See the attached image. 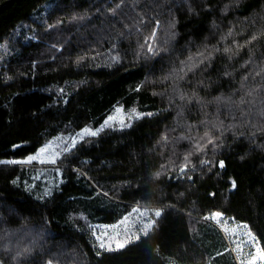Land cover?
<instances>
[{
  "label": "trees",
  "instance_id": "trees-1",
  "mask_svg": "<svg viewBox=\"0 0 264 264\" xmlns=\"http://www.w3.org/2000/svg\"><path fill=\"white\" fill-rule=\"evenodd\" d=\"M115 106L47 181L21 162ZM216 212L264 253V0H0V264H238Z\"/></svg>",
  "mask_w": 264,
  "mask_h": 264
},
{
  "label": "rangeland",
  "instance_id": "rangeland-1",
  "mask_svg": "<svg viewBox=\"0 0 264 264\" xmlns=\"http://www.w3.org/2000/svg\"><path fill=\"white\" fill-rule=\"evenodd\" d=\"M109 117H113V119L109 121V124L111 125L110 127H113L121 126V121H123L125 125L133 116H131V114H127L121 107L115 106L105 121L108 120ZM105 121L98 127L87 125L75 133H59L49 139L46 143L39 147L36 152L30 154L21 162L33 164L38 167L39 170L37 172L36 178L40 179L39 176H41L42 181H47L49 175H47L48 171H46V169H53L55 168L53 166H57L56 163H51V160L55 159L57 162L61 155L66 152V148L69 150L74 148L75 146L72 147L71 145V141L73 139H75L76 144H78L85 138L93 137L85 135L83 138H81L80 133H82L86 128L92 131H97L102 125L105 124ZM110 127H104L103 129ZM42 148H46L47 151L40 154L36 160L29 159L30 157L37 156V154L40 153V149ZM42 160L44 161L43 163L41 162ZM156 211L158 210L148 211L140 208L134 209L132 213L127 215L115 225L94 226V236L99 246L101 242H105L106 244H111L112 249H121L117 247V242L122 243L130 236L133 238L130 239L129 242L136 240V236L146 233L142 231V229L144 228L145 224L152 222L153 219L157 217L155 216ZM212 217L213 216L209 218V222L211 224L219 225L223 228V231L227 237L229 245L228 248L233 253V256L236 258L238 264H250V262H253V257H255L253 264H264V259H261V252L259 251L256 240L244 225L236 223L233 220H227L222 215L216 218ZM104 249L107 250L106 248Z\"/></svg>",
  "mask_w": 264,
  "mask_h": 264
},
{
  "label": "snow or ice",
  "instance_id": "snow-or-ice-1",
  "mask_svg": "<svg viewBox=\"0 0 264 264\" xmlns=\"http://www.w3.org/2000/svg\"><path fill=\"white\" fill-rule=\"evenodd\" d=\"M153 35H155V34L153 33ZM253 39H255V37H253ZM147 51H148V52H153V51H154V49H153V47H152L151 44H148V45H147ZM225 51H228V49H225ZM201 55H202V54H201ZM112 119H113V117H109L108 120L105 121V124L102 125L101 128H100L99 130H97V131H92V130L87 129V128L84 129L83 132L80 133L81 138H83L85 135H88V136H96V135L98 134L99 131H102V130H103L104 127H110V126H111V125L109 124V121H111ZM121 126L123 127V126H127V125H124L123 121H121ZM206 135H207V134H206ZM208 142H209V143H212L211 140H209ZM75 144H76V140L73 139V140L71 141V145H72V147H74ZM67 150H69V149L66 148L65 151H67ZM46 151H47L46 148H42V149H40V153H38L37 156L30 157L29 159H30V160H36L40 154H42V153H44V152H46ZM41 162L43 163L44 161L42 160ZM51 163H56V160H55V159H52V160H51ZM219 166H220V167H223V166H224L222 161L220 162V165H219ZM234 186H235V184H233V187H234ZM155 216H157V217L160 216V212H159V211H156V212H155ZM220 216H221V213L216 212V213L213 214V217H212V218H216V217H220ZM206 219H207V218H206ZM154 222H155V221H152V222H150V223H148V224H145V225H144V228L142 229V231L147 232V230H149V229L152 227V224H153ZM132 238H133V237L130 236V237H128L127 239H125L122 243H121V242H117V247H118V248H123V247L129 242V240L132 239ZM135 238L138 239L139 237L136 236ZM100 248H102V249L106 248L107 250H112V248H111V244H106L105 242H101V243H100ZM261 259H264V253H261ZM254 260H255V257H253V262H254ZM253 262H250V264H253Z\"/></svg>",
  "mask_w": 264,
  "mask_h": 264
}]
</instances>
